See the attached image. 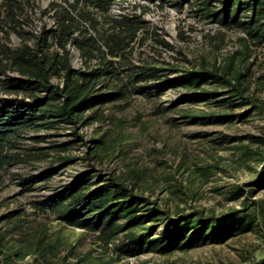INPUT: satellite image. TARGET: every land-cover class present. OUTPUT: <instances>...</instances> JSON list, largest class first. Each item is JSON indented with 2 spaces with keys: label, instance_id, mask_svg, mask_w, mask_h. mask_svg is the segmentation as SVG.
<instances>
[{
  "label": "rangeland",
  "instance_id": "rangeland-1",
  "mask_svg": "<svg viewBox=\"0 0 264 264\" xmlns=\"http://www.w3.org/2000/svg\"><path fill=\"white\" fill-rule=\"evenodd\" d=\"M21 1L23 9L15 11L16 22L7 20L0 31L3 62L7 59L3 57L2 44L11 49L25 42L34 46V33L41 23L46 28L55 27L53 3L65 4L64 0H31V4ZM95 2L86 7L97 11L100 33L122 29L124 25L118 23L121 14L132 16L138 25L133 40L122 50L123 56L108 54L102 44L101 60H112L119 71V78H99L102 90L124 83L127 76L141 72L145 66L163 68L161 72L173 77L180 71L170 70L171 66H198L201 60L224 64L233 51L243 48L240 37L244 32L203 16L197 9L198 0ZM212 3L218 5L217 1ZM45 41L42 47L50 54L56 47L50 33ZM66 46L72 66L83 69L99 65L97 57L86 59L70 41ZM234 62L243 65L241 81L246 87L245 98L235 99L243 102L239 105H228L222 85L216 89L222 92L201 97L179 83L145 87L156 81L147 79L130 82L128 90L132 93L95 104L79 116L78 130L89 139L86 143L70 141L73 129L62 122L26 133V138L12 149L20 151V158L0 168V264H264V202L260 201L264 199V187L258 184L264 146L251 141V135H264V43L248 42L244 58L238 63V57H234ZM6 72L18 73L10 65ZM51 79L61 82L58 73ZM138 85L143 88L131 89ZM215 86L203 82L191 89L210 91ZM210 113L234 116L224 121L193 117ZM90 146L86 157V147ZM62 155L75 159L61 164L47 178L26 179L43 171L50 162L60 163ZM86 168L92 170L93 180L99 174L118 175L146 196L152 202L149 205L171 213L203 209L222 216L232 208H246L244 196L260 201L261 213L252 228L222 242L206 241L165 252L151 249L133 255L118 254L115 246L126 231L117 232L106 242L98 237V228L68 224L48 209L35 208L36 200ZM237 185L244 192L233 197ZM151 223L148 226L155 224ZM153 226V232H159L164 222Z\"/></svg>",
  "mask_w": 264,
  "mask_h": 264
},
{
  "label": "trees",
  "instance_id": "trees-1",
  "mask_svg": "<svg viewBox=\"0 0 264 264\" xmlns=\"http://www.w3.org/2000/svg\"><path fill=\"white\" fill-rule=\"evenodd\" d=\"M26 1L31 4V0ZM64 1L66 5L53 3L55 27L46 28L44 23H41V27L34 33V46L25 42L11 49L2 44V54L7 60L3 62V59H0V88L3 91L0 93V168L3 163L20 158V151L12 149H16L18 142L26 138V133L37 132L58 122L68 124L73 129L74 136L70 141L88 142L89 139L78 130L79 116L95 104L123 98L128 92L132 93V90H128L132 81L155 79L152 84L144 85L156 88L179 83L189 92L197 93L201 97L222 92L216 90L217 85H222L225 88L223 92L227 93L225 100L229 106L243 103L235 100L245 98L246 87L241 81L244 75L243 65L239 62L245 56L248 42L264 43V0H198L197 9L203 16L244 32V36L240 37L243 48L233 51L227 63L201 60L198 66H171L170 70L180 71L173 77L168 76L167 72H161L163 68L145 66L141 72L127 76L128 80L124 83L116 84L115 88L108 90L101 89L103 86L98 84L99 78L106 75L119 78V71L112 60H101V46L103 44L107 47V53L112 56L118 53L123 56L122 50L133 40L138 25L134 23L132 16L121 14L118 23L124 25L122 29L110 33L103 30L100 33L99 20L95 15L97 11L86 7L96 5L95 0ZM214 1H217L218 5L212 3ZM22 3L21 0L1 1L3 10L0 9V31L7 20L16 22L15 11L23 9ZM80 3L83 5L79 7ZM48 33L57 47L50 54H46L42 47ZM67 41L77 46L86 59L97 57L99 65L83 69L72 66ZM234 57H238L239 64L233 63ZM8 65L18 73L6 72ZM56 73L61 76L60 83L51 79ZM203 82L216 85V88L197 92L191 89L199 87ZM140 88H143V85L133 86L131 89L137 91ZM233 116L232 113L193 114V117L208 121H224L232 119ZM84 121H87V117ZM251 141L264 146V135H251ZM91 147H86V157ZM59 159L60 163L50 162L43 171L33 173L26 179L36 181L47 178L61 164L75 158L62 155ZM260 160L264 163V155ZM261 173L258 184L264 187V164ZM243 192V188L237 185L233 197H238ZM260 201L264 202V199ZM260 201L254 202L244 196L243 203L247 202L246 208H232L222 216L213 212L206 213L203 209H180L171 213L166 208L149 205L152 202L146 196L135 191L118 175L99 174L93 180L92 170L86 168L60 188L36 200L35 208L42 211L48 209L56 218L68 224L85 229L98 228V237L104 238L106 242L117 232L124 230L126 233L115 249L118 254L133 255L151 249L165 252L175 247L190 248L206 241L222 242L231 235L252 228L257 215L261 213ZM249 205L252 208H249ZM162 220L163 228L159 232H153V225ZM148 222L155 224L148 226Z\"/></svg>",
  "mask_w": 264,
  "mask_h": 264
}]
</instances>
